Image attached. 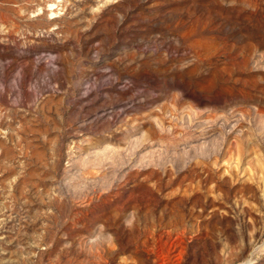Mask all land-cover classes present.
Returning a JSON list of instances; mask_svg holds the SVG:
<instances>
[{"label": "rangeland", "instance_id": "1", "mask_svg": "<svg viewBox=\"0 0 264 264\" xmlns=\"http://www.w3.org/2000/svg\"><path fill=\"white\" fill-rule=\"evenodd\" d=\"M0 264H264V0H0Z\"/></svg>", "mask_w": 264, "mask_h": 264}]
</instances>
